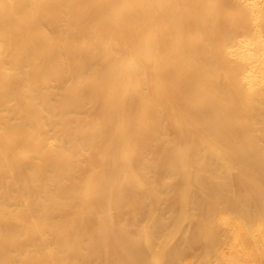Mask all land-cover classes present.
<instances>
[{"label":"bare ground","instance_id":"6f19581e","mask_svg":"<svg viewBox=\"0 0 264 264\" xmlns=\"http://www.w3.org/2000/svg\"><path fill=\"white\" fill-rule=\"evenodd\" d=\"M0 264H264V0H0Z\"/></svg>","mask_w":264,"mask_h":264}]
</instances>
